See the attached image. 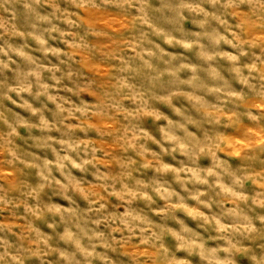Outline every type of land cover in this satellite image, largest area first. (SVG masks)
<instances>
[{"label": "clouds", "instance_id": "clouds-1", "mask_svg": "<svg viewBox=\"0 0 264 264\" xmlns=\"http://www.w3.org/2000/svg\"><path fill=\"white\" fill-rule=\"evenodd\" d=\"M0 264H264V0H0Z\"/></svg>", "mask_w": 264, "mask_h": 264}]
</instances>
